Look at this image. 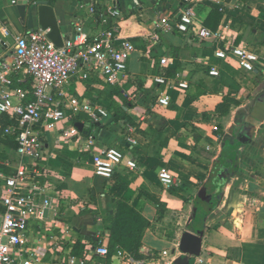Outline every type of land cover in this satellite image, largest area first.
Here are the masks:
<instances>
[{
    "label": "crops",
    "instance_id": "1",
    "mask_svg": "<svg viewBox=\"0 0 264 264\" xmlns=\"http://www.w3.org/2000/svg\"><path fill=\"white\" fill-rule=\"evenodd\" d=\"M36 1L0 0V61L11 54L16 37L41 29ZM49 1L64 40L74 33L80 18L91 34L115 26L137 50L128 61L125 79L116 85L121 94L106 95L100 79L82 81L75 74L64 87L66 97L60 99L67 118L55 130H39L47 150L43 182L50 184L54 197L52 207L38 212L29 223L30 242L40 250L42 264H68V256L86 245L108 243L119 200L150 223L142 233L141 251L160 255V264H173L182 255V234L201 224L202 250L194 264H264V0ZM111 1L119 14L104 26L100 15ZM91 5L96 15L90 13ZM186 7L196 17V28H224L234 44L253 49L259 55L256 70L249 72L233 60L218 59L214 42L195 31L160 30L161 17L179 15ZM155 33L157 41L151 39ZM161 58L168 60L166 66L160 64ZM211 68L224 71L239 88L220 83L219 76L209 74ZM158 74L189 84L187 90L170 89L169 107L156 103L159 87L153 77ZM12 80L21 89L33 88L32 78L23 71L13 74ZM225 98L232 101L218 108ZM76 99L117 113L123 107L130 122L112 121L111 116L95 121L86 112L75 114L69 107ZM136 105L146 109L144 120L137 119ZM77 122L82 124V129L77 127L80 135L61 141L62 130ZM15 124L0 112V175L12 173L19 163L15 135L6 132ZM10 136L13 146L8 143ZM129 138L136 144H130ZM107 146L129 148L139 168L131 171L122 166L111 180L96 176L93 151ZM161 168L173 176L171 185L161 182ZM198 200L203 202L197 204ZM197 205L206 208L203 221L196 219ZM168 222L177 227L172 235L159 228ZM105 260L94 256L91 264ZM110 264L122 262L113 255Z\"/></svg>",
    "mask_w": 264,
    "mask_h": 264
},
{
    "label": "built area",
    "instance_id": "2",
    "mask_svg": "<svg viewBox=\"0 0 264 264\" xmlns=\"http://www.w3.org/2000/svg\"><path fill=\"white\" fill-rule=\"evenodd\" d=\"M182 1L196 4L216 0ZM89 11L93 15L97 13L93 5ZM118 14L116 3L111 1L107 4L106 13L100 15V21L106 26L108 20ZM158 27L161 31L182 34L195 31L200 37L214 42L213 54L218 59L233 60L249 72L256 70L259 55L253 49L245 43L234 44V40L226 36L224 28L216 31L196 28L197 20L191 8L186 7L179 15L161 17ZM48 32L41 28L16 37L11 54L0 61V112L6 113L16 123L6 132L14 133L20 158L12 173L0 175L3 180L0 185V205L3 207L0 211V264H42L40 250L30 242L29 223L38 212L52 207L54 197L50 184L43 182L46 174L42 170V161L47 150L39 130H55L67 118L68 113L60 101L66 97L64 87L75 74L82 81L97 77L103 85L121 84L126 77L128 61L137 50L134 42L122 36L115 26L109 25L91 34L80 18L76 21L74 33L64 40L62 46L51 41ZM151 39L157 41L159 34H151ZM160 64L166 66L168 60L161 58ZM21 71L32 78V90L14 85L12 76ZM209 74L217 77L220 72L211 68ZM153 81L159 87L156 103L162 107H169L172 103L170 89L180 87L187 90L189 87L185 79L165 74L154 76ZM69 109L75 114L86 112L95 121L110 116L106 108L77 99ZM133 109L137 119H145L147 111L143 106L136 105ZM79 135L78 128L71 126L62 130L60 140L67 142ZM129 143L135 145L136 140L129 138ZM92 157L95 175L106 180L113 179L122 166L131 171L139 168L138 159L129 148L100 147L93 151ZM159 178L164 185L173 183V176L166 168L160 169ZM109 253L106 242L86 245L79 254H70L67 263L91 264L94 256L106 259ZM114 257L119 258L122 264H156L154 260L136 258L122 249H117Z\"/></svg>",
    "mask_w": 264,
    "mask_h": 264
},
{
    "label": "trees",
    "instance_id": "3",
    "mask_svg": "<svg viewBox=\"0 0 264 264\" xmlns=\"http://www.w3.org/2000/svg\"><path fill=\"white\" fill-rule=\"evenodd\" d=\"M94 81H97L94 78ZM218 81L224 85H228L230 87L239 88V84L236 83L228 74L224 71L220 72L218 77ZM103 92L106 95H114L121 94V89L113 86V85H105ZM232 99L225 98L224 102L218 105V108L225 107L228 102H231ZM120 113H117L115 110H108L110 116L112 117V121H117L119 119H126L127 122H130V118L125 114V110L123 107L120 109ZM11 140L10 143L12 146L14 145V136L9 137ZM199 202H203L202 200H198ZM116 215L112 222L109 224L110 229V239L108 242L109 245V256L106 258L104 264H110L111 257L116 253L117 249H122L128 254L133 255L136 258H144L148 260H152L149 258V255L144 254L141 251L142 247V233L144 229H146L150 223L146 220L135 208L130 206L123 200H119L116 204ZM206 208H200L197 205V221H203L206 215ZM79 254L80 252H75Z\"/></svg>",
    "mask_w": 264,
    "mask_h": 264
},
{
    "label": "water",
    "instance_id": "4",
    "mask_svg": "<svg viewBox=\"0 0 264 264\" xmlns=\"http://www.w3.org/2000/svg\"><path fill=\"white\" fill-rule=\"evenodd\" d=\"M39 13V24L42 29L49 30L48 36L57 46H62L63 35L60 32L53 6L49 0L36 1ZM76 127L82 129V124L77 122ZM211 196L208 199L211 200ZM203 225L194 231H185L179 242V250L182 255L175 258L173 264H194L195 258L200 256L203 242Z\"/></svg>",
    "mask_w": 264,
    "mask_h": 264
},
{
    "label": "rangeland",
    "instance_id": "5",
    "mask_svg": "<svg viewBox=\"0 0 264 264\" xmlns=\"http://www.w3.org/2000/svg\"><path fill=\"white\" fill-rule=\"evenodd\" d=\"M160 231L162 234L164 235H172V233L174 232L175 229H177L175 224H172V222H168V223H164L163 225H161L160 227ZM149 255V258H151L152 260L155 261L156 264H160L161 262V256L158 254H147Z\"/></svg>",
    "mask_w": 264,
    "mask_h": 264
}]
</instances>
